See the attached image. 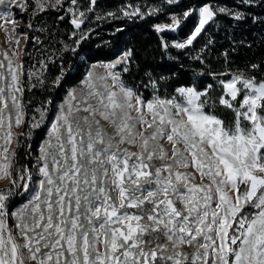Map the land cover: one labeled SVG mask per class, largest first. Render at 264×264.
<instances>
[{
	"label": "snow or ice",
	"instance_id": "snow-or-ice-1",
	"mask_svg": "<svg viewBox=\"0 0 264 264\" xmlns=\"http://www.w3.org/2000/svg\"><path fill=\"white\" fill-rule=\"evenodd\" d=\"M35 3L42 12L61 0ZM194 13L198 25L175 47L191 45L217 14L205 4L183 18ZM84 15L72 19L77 29ZM0 16L6 17L0 28L8 32L11 24L14 32L16 21L7 12ZM180 24L173 15L171 24L155 28ZM84 39L81 35L70 50L75 53ZM131 56L128 50L103 65L102 75L90 70L68 91L41 146L36 173L24 169L25 183L10 179L12 187L0 190V264H264V81L243 73L220 81L225 95L219 103L235 113L226 125L206 111L211 85L203 91L180 87L170 98L154 91L151 99L126 87L114 69ZM4 57L10 82L9 96L0 86V180L12 177L13 127L25 115L17 95L23 91V65ZM71 71L62 65L53 86ZM6 79L0 72V81ZM38 111L32 128L45 118L46 110ZM20 188L28 198L12 210L8 201L21 195Z\"/></svg>",
	"mask_w": 264,
	"mask_h": 264
},
{
	"label": "trees",
	"instance_id": "trees-1",
	"mask_svg": "<svg viewBox=\"0 0 264 264\" xmlns=\"http://www.w3.org/2000/svg\"><path fill=\"white\" fill-rule=\"evenodd\" d=\"M79 1L85 9L91 2ZM202 4L210 5L217 12L213 20L205 25L191 45L177 48L170 44L177 36L189 35L195 24V14L185 19L183 13ZM137 8L139 13L125 15ZM220 8L228 11L219 12ZM88 10L84 29L81 26L79 30L71 23L70 16L65 14L59 18V11H44V16H47L44 21H48L45 30L51 33V40H61L62 48L54 46L58 52L45 64L43 77L48 84L46 81L30 88L24 85L22 98L27 112L33 105L43 104L45 98H49L52 106L62 97L66 84H74L90 61L108 59L124 47L131 50L132 56L126 64L128 70H122L121 76L127 84L135 86L138 94L148 98L155 91L161 96H171L179 87L195 85L197 89H204L211 85L208 95L213 98L211 103L215 107L209 104L208 109L225 122L230 121L232 114L230 109L216 102L222 88L220 81L232 73L264 80V0H174L172 4L167 0H96ZM28 13L19 12L18 19L27 21ZM236 13H241L242 18L236 19ZM173 15L181 18L176 33H171L170 29L157 33L155 25L171 23ZM82 30L86 39L80 41L74 53L70 49L77 47L80 33L84 35ZM62 65L65 70L71 67L72 71L59 86H53V81L60 76ZM152 81L156 82L155 89ZM43 134V127L34 130L28 152L21 145L17 147L15 165L19 161L31 166L27 155L31 156L36 151ZM20 138L23 139V136ZM17 191L21 193L20 189ZM22 197V193L14 196L10 203L15 204Z\"/></svg>",
	"mask_w": 264,
	"mask_h": 264
},
{
	"label": "rangeland",
	"instance_id": "rangeland-1",
	"mask_svg": "<svg viewBox=\"0 0 264 264\" xmlns=\"http://www.w3.org/2000/svg\"><path fill=\"white\" fill-rule=\"evenodd\" d=\"M20 2L25 3L27 5V7L25 9H20L19 7H17V4ZM51 2L54 3L55 0H51ZM44 3L46 5L49 4V0H44ZM93 5L94 4H92L90 2L89 7H87L85 9L81 6V1H79V0H76L75 3H72V0H61V3L59 5H57L56 7L53 8L51 6H48L45 8V10L54 9L56 11H59V13H60L59 18H61L62 16H64L66 14V15L70 16V21H72L74 16L78 17L80 12H84L85 15H84L83 19L85 20L87 13L89 12L88 8H92ZM204 5L205 4L197 5V6L192 7L191 9H198L199 7H202ZM22 11L29 12L28 13L29 17H28L27 21H25V22L24 21L21 22L18 19V13L22 12ZM44 11H42V12L38 11V9L36 7L35 0H17L16 4L10 3V0H5V2L3 4H0V12H7L9 14V16L7 18L14 19L16 21V24H17L16 30L14 32L12 31L11 24H8V29H9L8 32H5L3 28H0V61H3V63L5 64V68L0 69V72H3L5 77H7L6 80L0 81V86L5 87V89H6L5 96H9V93L7 91V83L10 82V76H8V73L6 71L7 60L4 57V53H7L8 58L12 59L15 64H22L23 65L22 71L24 74L22 76H20V86L22 87L23 90H24V85L25 86L28 85L30 88V87H34L37 84H41V83L47 81L43 77L44 73L46 72V70H45L46 65L45 64L48 60H51L54 57L55 53L58 52L56 50V47H54V46L59 45L60 46L59 48L61 49L62 43H61L60 39H57V40L52 39L51 40V37L49 36L51 33L48 34L49 32H47L45 30V28L48 26V21L47 20L44 21V19L47 17V16H44V14H43ZM194 14H195V21H194L195 24L191 28V32L189 33V35L188 36H177L176 38H174L170 41V44L175 45L176 43H186V41L189 38V36L191 35V33L194 31L195 27L198 25V18H199L198 13H194ZM5 18L6 17H4V16H0V24L4 23ZM29 24H31V27H29ZM169 24H171V23H169ZM159 25H165V24H159ZM81 26H82L81 29H84L83 24ZM76 30H79V29H76ZM176 31H177V28L170 29L171 33H176ZM76 32L77 31H75V33ZM82 32L85 36L86 35L85 31L82 30ZM157 33H159V32H157ZM81 35L82 34L80 33L79 38ZM10 36L13 37V39H9ZM79 38H78V40H79ZM17 39L19 40V45H17V43H16ZM128 50L129 49H127L125 47L119 48V51H117L113 56H111L108 59H98L95 61H90L87 64V67L85 68V70L82 73V75L80 76V78L74 84H66V88L63 91L62 97L60 98V100H56L52 106H50L49 98H45L43 104L33 105V107L30 108V111L27 112L26 108H25V103H24L23 98H22L24 92L22 91V93L17 94L18 98L20 99V101L24 105V109H23L24 113H25L24 122L19 127H16V126L13 127V132L16 135L13 139V143H12L11 149L9 151V159L12 160V165H13L12 177H10L9 179L0 180V190H4V189H7L9 187H12V185L10 184V179L17 180L19 184L25 183L27 180V177L24 173V169H27L29 172H31L33 174L36 173V168L34 166L36 165L37 159L41 155V146L45 143V141L49 137L51 123L54 121V119L57 115L59 106L65 102V98L67 97L68 91L70 89L77 88V86L80 84V82L83 79H85L87 73L90 70L93 71L95 74H100V75L104 74L105 68L103 67V65H106L108 63L115 61L118 57L121 56L122 53H124ZM14 52L17 53L16 56H13ZM126 64L117 65V67L114 69V71H116L117 73L120 74V77H121V79H122V81L126 87L132 88L137 93L135 86L132 84H127L121 76V72L126 67ZM233 74L239 75L241 73H232L228 78H225L222 81H227V80L231 79ZM246 78H249V77H246ZM256 81L259 82V81H264V80H256ZM46 83L48 84V81ZM109 83H110V81H109ZM184 87H195L196 88L195 85L184 86ZM204 89H197V90L203 91ZM153 92L151 93L150 97H148L147 99L152 98ZM219 92H220V96L216 102H219L220 97L225 95L224 90H223V86ZM156 94L159 95L158 93H156ZM172 96H178L176 91L171 96H161V97H169L170 98ZM206 98L209 100V104L212 105L211 102H212L213 98L210 95H207ZM225 98H228V97L225 96ZM242 98L243 97L241 95L237 98V101L233 102L234 107H239V101L242 100ZM202 99H204V98H202ZM28 100L31 102L32 98H28ZM9 110L12 111L13 115H14V110L11 109L10 99H9ZM38 110H46L45 111V118L40 125V127L44 128V134L39 139V141L37 143L36 151L34 153L32 152L31 156L27 155V157L31 160V166L28 167V164H26L25 162H22L20 164L19 161H18V164L15 165V159H18V158L16 157V155H15V158L12 157V149H14L16 152L17 147L19 145H21V147L26 148V151L29 150L30 140L33 136V132L35 129H37V128H32L31 124L40 119V112ZM206 111L213 112L215 115H217L212 109L206 108ZM231 114H232V118L230 119V121H228V122L224 121L226 125H231L234 121L235 113L231 111ZM33 118H35V120ZM219 118L222 119L221 117H219ZM40 127H38V128H40ZM21 135L23 136V139L20 138ZM14 167H15V169H14ZM20 175H25V180H20L19 179ZM30 183L33 187L35 186L34 180ZM20 190H21V193L23 194V197L20 199V201H18L15 204L10 203V200L8 201V204L10 205L12 210L19 208L22 204H24L26 202V200L28 198V194L24 192L23 188H20ZM8 223H9V226H11L12 220L10 219ZM19 239L20 238L18 237V240Z\"/></svg>",
	"mask_w": 264,
	"mask_h": 264
}]
</instances>
